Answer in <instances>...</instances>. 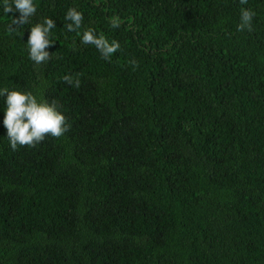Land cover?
Returning a JSON list of instances; mask_svg holds the SVG:
<instances>
[{"label": "trees", "instance_id": "16d2710c", "mask_svg": "<svg viewBox=\"0 0 264 264\" xmlns=\"http://www.w3.org/2000/svg\"><path fill=\"white\" fill-rule=\"evenodd\" d=\"M34 3L19 26L0 6V89L55 100L70 128L13 151L0 96V264H264V0ZM87 28L119 42L110 61Z\"/></svg>", "mask_w": 264, "mask_h": 264}, {"label": "clouds", "instance_id": "9594fccd", "mask_svg": "<svg viewBox=\"0 0 264 264\" xmlns=\"http://www.w3.org/2000/svg\"><path fill=\"white\" fill-rule=\"evenodd\" d=\"M240 3L246 5L247 0H240ZM0 6L5 14L19 11V17L12 20V24L17 26L28 24L30 18L37 12L34 0H11V2L2 0ZM254 16L255 12L252 9L242 7L237 31L251 32ZM65 19L70 21L67 24L69 32L77 31L83 26V14L75 8L68 9ZM109 22L113 28H118L121 20L119 17H110ZM54 27H56L54 20L47 17L42 22L31 26L27 41L28 55L36 64L45 63L52 58L46 49L53 43L50 39V30ZM81 43L95 46L100 52L101 58L106 61H110L112 55L120 49L118 41H109L106 36L98 35L92 28L83 31ZM130 63L133 66H138L134 59ZM63 80L69 84L73 83L70 75H65ZM74 84L79 87V79H76ZM0 96L5 98L6 114L3 123L7 129V137L13 151L17 150L18 146L35 147L48 135L60 138L70 128L65 115L58 110L55 100L49 102L43 97L38 98L31 91L7 87L0 89Z\"/></svg>", "mask_w": 264, "mask_h": 264}]
</instances>
